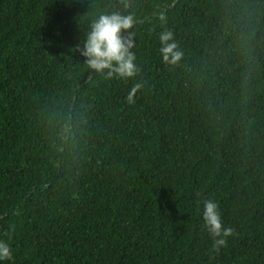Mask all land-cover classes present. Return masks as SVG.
<instances>
[{"label": "trees", "instance_id": "obj_1", "mask_svg": "<svg viewBox=\"0 0 264 264\" xmlns=\"http://www.w3.org/2000/svg\"><path fill=\"white\" fill-rule=\"evenodd\" d=\"M112 12L130 78L80 54ZM0 240L3 264H264V0H0Z\"/></svg>", "mask_w": 264, "mask_h": 264}, {"label": "clouds", "instance_id": "obj_2", "mask_svg": "<svg viewBox=\"0 0 264 264\" xmlns=\"http://www.w3.org/2000/svg\"><path fill=\"white\" fill-rule=\"evenodd\" d=\"M127 7V5H125ZM161 19H164L161 13ZM134 18L132 15H122L119 12L111 14H100L92 23L90 31L83 41L80 54L86 58L89 68L103 73L106 69L108 75L113 74L121 78L133 77L136 73L135 54L131 51L134 45V34L127 37L123 33L133 27ZM160 52L165 63L176 64L183 53L178 50V45L173 41V34L170 31L161 33ZM139 85L132 88L127 100L134 103V96ZM203 219L210 234L215 237L216 246L226 243L224 237L231 235V229L222 225L219 206L217 203L208 200L204 203ZM13 259L10 245L0 240V264Z\"/></svg>", "mask_w": 264, "mask_h": 264}]
</instances>
